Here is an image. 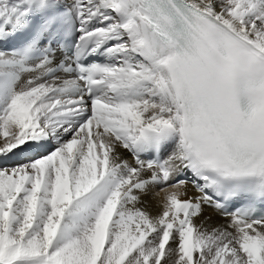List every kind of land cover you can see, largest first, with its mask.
<instances>
[{
  "label": "snow or ice",
  "instance_id": "6c2138e0",
  "mask_svg": "<svg viewBox=\"0 0 264 264\" xmlns=\"http://www.w3.org/2000/svg\"><path fill=\"white\" fill-rule=\"evenodd\" d=\"M0 264H264V0H0Z\"/></svg>",
  "mask_w": 264,
  "mask_h": 264
},
{
  "label": "bare ground",
  "instance_id": "6f19581e",
  "mask_svg": "<svg viewBox=\"0 0 264 264\" xmlns=\"http://www.w3.org/2000/svg\"><path fill=\"white\" fill-rule=\"evenodd\" d=\"M125 155L128 156L129 159H131V157L129 156L128 153L125 152ZM161 196H163V193H161ZM153 211H155V210H153Z\"/></svg>",
  "mask_w": 264,
  "mask_h": 264
}]
</instances>
